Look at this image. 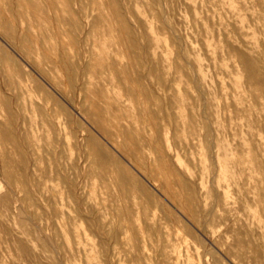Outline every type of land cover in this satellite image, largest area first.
<instances>
[{
    "label": "bare ground",
    "instance_id": "obj_1",
    "mask_svg": "<svg viewBox=\"0 0 264 264\" xmlns=\"http://www.w3.org/2000/svg\"><path fill=\"white\" fill-rule=\"evenodd\" d=\"M65 1L71 0H46L53 12L50 17L58 37L63 34V24L69 21L82 24L70 3L67 8L62 6ZM205 1L216 8L208 5L210 8L205 9ZM109 2L111 18L106 19L117 21L125 36L115 46H100L96 51L89 49L76 55L71 53L72 46H66L61 40V46H34V40L22 38L18 19L28 13L40 19L43 15L41 0H4L0 4V31L10 39L20 38V47L54 88L67 97L77 92L83 94V111L112 145L101 141L91 128L85 135L75 125L70 136L80 147L79 158L71 164H50L49 171L56 173L67 189V201L63 191L52 189L53 192L48 193L51 194V207L60 220L61 230L57 232L65 241L62 249L78 256L80 264H264L263 249L259 254H252L251 250L248 253V243L241 238L230 239L233 237L227 232L215 238L225 258L212 254L207 248L200 250L201 244L190 241L192 231H186V224L180 217L182 215L208 235L215 236L236 210L233 191L245 190L248 200L260 209L259 214L252 216L264 246V46L259 45L260 42L264 44V0H185L195 22L203 21L198 10L203 7L202 10H207L203 13L207 18H219V26L216 21L213 24L212 19L211 26L205 25L204 46L200 48L189 35L174 34L175 25L165 17L167 0ZM254 5L262 8L256 9ZM224 12L229 14L230 23L223 21ZM228 24L237 36L232 34ZM130 25L139 34L130 36ZM165 34L172 35L174 46H168L169 43L165 46ZM219 34H222V45L211 46L212 39L215 37L216 41ZM169 50L174 52L173 56L169 55ZM2 54L0 47V58ZM203 55L209 58L215 71L214 89L213 76L209 74ZM47 106L44 108L50 119L47 123L43 120V124L62 131L64 122L59 115L49 112ZM168 108L172 112H167ZM170 132L175 136L176 147L169 140ZM22 138L15 144L16 151L6 150L1 154L0 170L6 182L0 185L3 205L11 201V195L29 174L31 161L23 155L25 143L33 147L29 149L35 150L34 155L37 153L34 135L28 133ZM203 142L207 143L214 165L210 189L205 187L203 166L198 186L192 184L195 177L190 164H202L199 149ZM179 145L197 149V157L191 150L187 156L189 163H186L178 153ZM57 148L54 143L53 150ZM63 151L66 150L59 152ZM80 161L86 165L84 170ZM137 171L162 196L158 197L157 193L155 196L149 183L146 184ZM139 190L146 196H139ZM199 190L203 192V199L198 195ZM32 203L35 205L36 201ZM21 219L36 222L34 214L23 215ZM83 222L87 225L83 226ZM154 236L158 237V255L151 253L147 244ZM41 239L45 250L57 258L56 263L73 264L67 257L69 254L64 253V256L51 236L44 233Z\"/></svg>",
    "mask_w": 264,
    "mask_h": 264
},
{
    "label": "rangeland",
    "instance_id": "obj_2",
    "mask_svg": "<svg viewBox=\"0 0 264 264\" xmlns=\"http://www.w3.org/2000/svg\"><path fill=\"white\" fill-rule=\"evenodd\" d=\"M3 1L4 0H0V4H2ZM92 1H93V3H92ZM109 1L110 0H106V1L105 0H81V1L80 0H71V1H69L70 6L76 11L77 18L79 20H81L82 24H72L70 21L63 24V26H62L63 34L60 37H58L56 32H55V23L50 17L53 14V12L47 6L46 0H41V2L43 4V15L41 16V18L36 19L32 14H29V13L26 14L24 16V18H19L18 19V25H20L19 28H21V29H19V32L22 35V38L25 39L26 41L34 40V42H33L34 46H61L60 43H61V41H63L66 43V46H72V48H71L72 52L71 53L73 55H76L78 52H85V51H90V50L96 51L100 48V46L101 47H103V46H115V44H117L125 36L124 35L125 32L123 30H120V26H119V23L117 21H114L112 19V20H110L111 21L110 22L109 19L108 20L106 19V18H111L112 7H111V3ZM167 1H168V8L166 10L165 17L167 18V20H169L171 22V24L173 26L175 25L174 26V29H175L174 34L175 35L178 34V36H183V37H185L186 35H189L190 39L194 40V43L196 46H198L199 48H200V46H204V45H202V37H203L202 35H203V30L205 29V25L211 26V24L212 23L214 24V22L216 21V25L219 26V23H218L219 18L216 19V17H211L209 19L206 17V15L203 14V13L207 12V10H205V9L210 8V6H208V5H211V3L208 4V2L205 1L207 4V6L204 5L205 6V9H204L205 12H201V10L204 7L198 9L200 14L203 15V21L204 22L200 21L202 23L201 24L200 22H195V20L193 19L192 12L186 6L185 0H167ZM123 2L128 3L129 0H123ZM69 3L65 1L62 4V6L67 8L69 6ZM249 4L253 5L254 3L251 4V2H250ZM260 7L261 6H258V5L255 6V8L259 9V10H260ZM211 8H216V6L211 5ZM204 10H202V11H204ZM7 13L10 15V12L7 11ZM101 15H103V17L105 16L104 17L105 19H103L101 17ZM66 16L68 18V14H66ZM91 18H94V19H91ZM206 19H209V21ZM211 19H212V23H211ZM229 19L231 20V18L229 17V14L224 12L223 21L226 23H230L231 21ZM92 20H93L94 24H92L93 23V22H91ZM132 23H133V20L131 18V24ZM193 23H195V24L193 25ZM158 24H160V22H158ZM87 26H89V28H87ZM228 27L232 31V34H234L235 36L238 35L235 32V30L233 29V27L231 26V24H228ZM88 29H89V31H87ZM75 30H79V31H75ZM176 31H178V32H176ZM78 32L81 35L78 34ZM86 33L88 36L86 35ZM129 34H130V36H132L135 34H139V32H138V30H135V27L133 25H130V33ZM257 35H260L259 31H257ZM84 36H86V37H84ZM164 36H165L164 37L165 46L168 45V43H169L168 46H174L173 42H172V35L171 34H165ZM167 36H168L169 40H167ZM47 37H50L52 39L47 38ZM76 37H79L80 39L76 38ZM87 37L89 39H87ZM169 37L171 38V40ZM223 37H224V35H223ZM215 39H216L215 37H214V39H212V45L211 46L222 45V40H221V39H223L222 34L218 35L216 41H215ZM35 41H37V42H35ZM89 42H91V43H89ZM218 43H219V45H218ZM183 45L189 46L187 43H184ZM259 45L264 46V44L261 42L259 43ZM20 46H21L20 38L10 39V38L6 37L0 31V47H1L2 53H3L1 58H0V160L3 157V155L1 156L3 151L4 152L6 150L7 151L8 150L14 151L16 149V147H15L16 142L22 141L23 140L22 137L26 136V134H28V133L33 134L35 137L37 153L34 155L33 153L35 152V150L29 149V148H33V147L28 146L25 143L23 155L26 158L29 157V159L31 161V168L29 169V174L24 178L25 180L24 181L22 180L23 182L18 185V187L16 188L17 190L15 189L16 194L14 193L15 196L11 195V198H10L11 201L4 203V205H6L7 203H8V205L4 206L3 202H1V200H0V202H1L0 203V227H1L0 228V230H1V232H0L1 233L0 234V242H1L0 247L2 246L0 248V259H1L0 264H12V263L13 264H58V263H56L57 258H55V256L52 255L50 252H47L45 250V247L43 246V242L41 239V235L45 233V234L51 236L53 238L54 242L60 247L61 253L64 256H65V254L68 253L66 250L62 249L63 247H61L65 244L64 239L62 238V236L60 237V234L58 233L61 230V224H60V220L56 218V214L53 211V207H51L52 206L51 205V199H50L51 197L49 196L51 194H48V193H52L54 189H56L60 192L63 191L62 195L65 198V201H67L66 200L67 189L64 186L62 179L56 173L49 171L50 164H52V163L56 164V162L57 163L61 162L62 164H64V163L71 164L73 160L79 158L80 147H79V145L77 146L76 139L74 137L70 136V131L75 125H77L80 128V129L79 128L78 129L80 131H82L85 135H87L89 131L91 132V129H92V133L94 130L95 133H93V134L98 136V138L101 139V141L107 143L111 147H112V145L108 140H105L106 138L89 121L85 112L83 111V104H82L83 103L82 99L84 98V96L82 98L83 94L77 92L74 94L73 97H72V95L67 97L64 94H62V92L59 89H57L56 87L54 88L53 85L47 81L48 79L39 71L38 67L33 63V60L31 58H29V56L23 51V49ZM96 46H98V47H96ZM81 48H83V49H81ZM202 52L203 51L200 50V53H202ZM88 53H90V52H88ZM169 55L173 56L174 52L169 50ZM203 56L206 59L205 63L207 64L206 66L209 69L208 70L209 74L211 76H213L212 81H213V89H214L215 88V80H216L215 71H214V68L212 66V62L207 60L209 58L206 57V55H203ZM209 67H211V68H209ZM57 90L59 91V93ZM162 98L164 101H166L165 96ZM48 99H49V101H48ZM57 99L60 100V102L57 101ZM69 99H70V101H69ZM50 100H51V102H50ZM47 101L49 102L50 107L47 106ZM57 102H59L60 104ZM44 106H47L49 108V112H51L53 115H59L60 116V119L64 122V129L62 131H60L59 129L55 130L54 127L53 126L51 127V125H49V124L46 125V123L48 122L47 120L50 119V116L47 115V113L45 112L46 109L44 108ZM61 107H62V109H61ZM214 107L216 108V105H214ZM80 108H82V110H79ZM59 109H61L60 111L62 112V116H61V112H59ZM168 109L169 110H167V112H172L170 110V108H168ZM62 118H64V119H62ZM39 120H41V121H39ZM43 120L46 123L43 124V122H42ZM85 124H86V126H85ZM23 126H24V128H23ZM35 129H37V130H35ZM66 129L69 131H67ZM25 130H26V134L24 133ZM12 132H16V133H14L16 135V137L14 136V134ZM64 133H66V134H64ZM38 134H40V135H38ZM65 135H67V136H65ZM42 136H44V137H42ZM169 137H170L169 140L171 141L173 147H176V143H175L176 139H175V136L173 137V132H170ZM69 138L71 140H69ZM40 142H41V144H40ZM44 142H46V143H44ZM54 143H56L58 145V148L56 150H53ZM202 144L203 145H201V147L199 149V151L202 152V158H203L202 164H197V165L190 164L192 174L195 177V180L193 181L192 184L198 186V184L200 182L199 176L201 174L200 172H201V169L203 166V168L205 167L204 168L205 170L203 173L204 178H205L204 182H206L205 187L210 189V187L212 185V181L210 179H211L213 171H214V165H213L212 159H210V156H209V150L206 146L207 143L203 142ZM42 145H44V146H42ZM68 145L69 146L71 145V146L69 147ZM67 146H68V148H67ZM205 147H206V150H205ZM60 148H62V149H60ZM72 149H73V152H75V150L78 149L76 151L77 153L75 152L73 154ZM62 150H66V151L65 152L64 151L59 152ZM177 150H178L180 157L183 160H185L186 163H189L187 161V156H189V153L191 150H193L195 152L194 155L196 157L198 155L197 149H190L189 147H186V146L182 147V145H179ZM70 153H72L73 155H71ZM33 157H35L34 160H33ZM65 157H66V159H65ZM206 160H207V162H206ZM63 161H65V162H63ZM47 162H48V164H47ZM37 163H38V165H37ZM80 163H81V166H83L82 169L84 170V168H86V165H83V163L81 161H80ZM31 169H33L32 171L34 174L31 173L32 172ZM30 174H32L33 176ZM139 175H141V174L139 173ZM207 175H208V177H207ZM142 179L146 184L149 183L148 184L149 189L153 192V194L155 196H157V195H159L158 197L162 196L160 194V192L157 190V188L150 181H148L144 177ZM36 181L38 184L36 183ZM24 182H25V185H24ZM5 183H6L5 179L3 178L2 172L0 170V185L2 186ZM33 184L35 186H33ZM45 184H47V185H45ZM26 185H27V187H26ZM39 185H41L42 187ZM22 188H25V190ZM62 188H63V190H62ZM23 191H25V192H23ZM141 192L142 191L139 190L138 195L145 197L146 195L143 192L142 193ZM233 192H234L233 196H235V201H237V205L235 204L236 210L235 211L233 210V212L230 216L231 219L228 220L227 223L222 225V228L216 232L215 236L208 235L200 227L190 223L179 212H177V215L179 214L178 216L181 215L180 216L181 219L183 218L182 220H184L183 222H184V224H186V229H187L186 231H188L189 229H190V231H192V232H190L192 234V236L190 235L191 238H189L190 241L191 242L193 241L192 243L201 244L202 248H200V250L207 248L212 252V254H215L216 256L218 255V256L225 258V256L218 249L217 243L215 242V238L217 236H219L220 233L227 232V234L229 233L228 234L229 237L230 236L233 237V238L230 237V239L236 240V239L241 238L240 240L244 241L245 243H248L247 244L248 253L251 250L250 253L254 254L256 252V254H259V253H261L260 251H262V249L264 250V246H262L263 245L262 238L260 239L261 236L257 231L258 229L255 228L257 226L254 222L252 215L254 213L259 214L260 209L255 203L250 202L248 200L247 195H245L246 194L245 190H241V191H237V192L233 191ZM25 193L27 194L28 197L25 196ZM156 193H157V195H156ZM202 193L203 192L201 190L198 191V195L200 196L201 199L204 198V195ZM237 194H239V195H237ZM30 195L33 198H31ZM34 201H36L35 205L32 203ZM31 204H33V205H31ZM38 206L40 208H35ZM41 208H42V210H40ZM26 209H29V210H26ZM33 209H35V210H33ZM37 210H40V211H37ZM30 212L35 215L34 221H36V222L23 221L21 219L23 215H29V214L33 215ZM48 216H50V217L48 218ZM43 217H45V218H43ZM41 220H43V221L45 220L44 221L45 223L42 222ZM57 220H59V221H57ZM235 220H237V221H235ZM54 221H56V223ZM41 222L44 224H42ZM234 222H235V224H233ZM238 222H240V223H238ZM36 223H40V224H36ZM232 224L237 228V231H235L236 229L234 228V226ZM240 224H242V225H240ZM36 225H37V227H36ZM42 225L45 227L43 228ZM53 225H54V228H53ZM86 225H87L86 222H83V226H86ZM238 225L241 227H239ZM231 226H233V227H231ZM27 227L32 228V229H28ZM56 228H59V229H56ZM239 228H241V229L239 230ZM40 229H41V231H40ZM54 230L56 231V233ZM57 230H58V232H57ZM232 230H234V231H232ZM42 231H44V232H42ZM229 231H231V233ZM247 231H249L250 233L248 232L249 233L248 234ZM181 233L186 234L185 230H181ZM240 233L242 234V237H241ZM231 234H233V235H231ZM245 234H248L251 236H248ZM59 238H60V240H59ZM157 240H158L157 236L156 237L154 236V239L150 238L149 240H147V244L151 250V253H156L155 255H158L159 243ZM95 241H98V238L95 239ZM130 241H132V240H130ZM194 241H197V242H194ZM24 243L27 244L25 246H27L28 248L24 246ZM253 243H255V245H257V246H254ZM8 245H9V247H8ZM249 245H251V246H249ZM253 247H254V249H253ZM256 247H260V248H256ZM2 248H4V249H2ZM29 248L32 250H30ZM11 250H12V252H11ZM64 251H66V252H64ZM29 253H31L32 255ZM68 254H67L68 256L67 255L66 256L70 259L71 263H73V264H80L81 263V260L78 259V256H73V254H71V252ZM70 254H71L72 258L70 257ZM123 254L125 255V251H123ZM52 260H54V261H52Z\"/></svg>",
    "mask_w": 264,
    "mask_h": 264
}]
</instances>
